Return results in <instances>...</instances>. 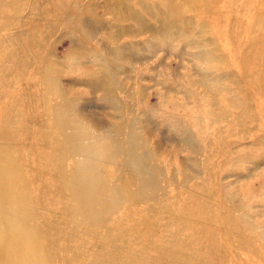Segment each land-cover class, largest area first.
I'll list each match as a JSON object with an SVG mask.
<instances>
[{
  "label": "rangeland",
  "instance_id": "obj_1",
  "mask_svg": "<svg viewBox=\"0 0 264 264\" xmlns=\"http://www.w3.org/2000/svg\"><path fill=\"white\" fill-rule=\"evenodd\" d=\"M184 1L0 0V163L14 159L47 219L40 234L55 240L41 242L42 264H184L193 251L207 264H264V45L244 60L264 31L254 23L264 0ZM111 136L118 153L90 159L96 174L77 172L93 139ZM195 198H208L209 212L192 214ZM16 210L0 227L28 238L35 225ZM182 223L192 227L185 234L205 228L213 246L198 249L204 234L189 250L160 254Z\"/></svg>",
  "mask_w": 264,
  "mask_h": 264
},
{
  "label": "bare ground",
  "instance_id": "obj_2",
  "mask_svg": "<svg viewBox=\"0 0 264 264\" xmlns=\"http://www.w3.org/2000/svg\"><path fill=\"white\" fill-rule=\"evenodd\" d=\"M183 3L191 5V6H194L196 4V3L192 2V1H188V0H185ZM113 13H114V16L116 18L120 17L119 12L116 11ZM254 23L256 25H261L260 28L264 27L263 15L257 14L255 16ZM257 28H258V26H257ZM255 34H254L255 36H253V38L249 42V47H248L247 53H245V55H244L245 61L253 59L258 54V49L261 47V45L262 44L264 45V31H258V33H255ZM47 66H48V69H52L53 72H61V68L59 67L58 64H55V63L52 64V62H51ZM81 73L83 75L85 74L84 71ZM99 74H101V73H99ZM96 80L102 81L104 83L108 82V78L106 76H104L103 74H101L100 79H96ZM52 82H54L55 84L48 86V92L56 93L55 91L59 90L60 85L56 81H52ZM57 111H58L57 114H61V107H58ZM248 111H249L248 112L249 117L256 116L255 112H253L251 109H249ZM70 128L72 129V127H70ZM78 128H80L82 130V132H85V128H81V127H78ZM115 130H116L115 132L119 131L117 128H115ZM132 133H133L132 134L133 139L136 142H139V146L136 147V149H137L136 154H139L141 152V149H142V146L140 145L141 139L138 136V133H136V132H132ZM53 135H54V133H52V136ZM49 136H51V134ZM59 137H61V136H59ZM93 138L91 137V139H93ZM93 140L96 143V146L92 145V146H87V148H85L84 152L87 153L86 155H88V159L86 157V160L84 161V163L81 165H78L76 168L77 172L79 171L80 174L84 173V171L79 170L81 167H88L89 168V175L91 172L96 174V167L94 166L95 163L93 162V160H90V159H94V157H97L100 155L114 156V155H116V152L118 153V151L113 148V146H115V141H116L114 139V137L111 136L106 140L104 138L103 139L100 138L98 140L93 139ZM258 140L263 141V143H264V133H262V135L257 139V141ZM90 154H92V157L90 156ZM60 156H61V159H64V155L61 154ZM262 159L263 158H261V160ZM7 160L9 161V164H6L5 166H2V164L0 163V197L8 200V201L6 200L7 204H8L7 208L0 207V224L1 225L4 224V222H5L4 220L7 219V218L4 219V216L6 214L9 215V213L12 210H14V207H15L17 209L16 211L18 212V214H22L21 211H19V210H23L27 213L29 221H27L26 224H24V225H28V226L35 225V228L31 230V232L33 234L30 233L28 235V238H29L28 239V238L23 237L21 235L18 236L20 238H15V237H11V236L6 237L5 234L8 235V233L5 232V229L0 227V235H1L0 236V258L3 257L5 259V264L9 261H14L17 264H21V261L25 259L26 254H27L28 257H30V260L26 264H42L41 261L35 256V254H41L43 252L42 250H39V247L41 246V242L44 241L43 239H48L49 243L51 244L52 242H54L55 239L45 238L44 237L45 233H43L42 235L40 234V224L43 225L44 227H47V219H40L35 214L37 212L38 207L36 208V206L34 205L35 202H32V200H33L31 198L32 196L30 197V194L28 193L29 190L31 191V184L30 183L28 184L29 180H28L27 176L25 177L24 173L18 167L15 166L14 159H7ZM263 161H264V159H263ZM255 162L260 163L262 161L251 160L252 165ZM92 163H93V165H92ZM257 163H255V164H257ZM91 168L93 170H91ZM263 175H264V170L262 171L261 176H263ZM133 177H135V175ZM263 178H264V176H263ZM21 180L26 181L25 182L26 186L22 187V189H18V191H15V189H16L15 185L18 184L19 181H21ZM134 180H135V183H137V179L135 178ZM134 180L132 181L131 179H129L127 182L129 183V181H130V183H133ZM3 185L7 186V187H4ZM125 187H127V186H125ZM73 192L76 193L75 191H73ZM139 192L141 193L140 189H139ZM202 192H203V190H201V191L199 190L198 194L202 195L203 194ZM145 193H146L145 191L142 192V194H145ZM26 196L29 199V204H27L26 207H22V206H20L21 203H19V202L22 199H24ZM131 196H132L131 199L135 200L140 195H137L136 192H134V193H131ZM63 204H64V201H63ZM186 205H188L189 210H191L192 214H196L197 212H199V210L202 211L201 213L209 212L207 210V208L209 207L208 206V198L206 200L204 198H200V199L195 198L192 200H188ZM138 216H139V214L135 209L130 208L126 211V222L130 223L131 229L133 227L134 231L136 228H138V229L140 228V226H138V222L140 221L137 219ZM200 218L205 219L207 222L213 221V219H211V218L208 220L209 217H207L205 215H201ZM11 219L14 222H16L14 225V227L16 228L18 226V223H20V222L15 217H11ZM44 221H45V223H44ZM232 222L233 221H231V223ZM133 224H136V226H133ZM208 224L211 225V223H208ZM234 225H235L234 230L237 229V230H241L242 232L245 230V227H246L241 222H238V225L237 224H234ZM173 226L175 228L171 229L169 235L171 237H173L174 241L172 243L168 244L167 246H165L163 248V251H162V249H160L161 250L160 254H162V252H164L165 254H168V246H169L171 251H180L181 249L189 250V248H191L192 242H194L196 239L201 240L203 238L204 234H207L206 232H204V230H206L205 228H196V229L193 228V231L191 233L185 234V230L192 229V227H190V225L189 224L187 225L186 223L185 224L182 223L181 225H173ZM198 232H201L200 236L195 237ZM16 233H20V232L18 231ZM212 239H213V236H211L209 234L208 240L201 242L200 247L198 249L201 250V252L205 251L203 248L209 249L211 247V245L213 246ZM248 245H250V244H248V242H243V243H239L238 246L248 247ZM1 246H2V248H1ZM194 255H195V257H194ZM195 258L197 259L198 263L207 264V258L205 256H203V254H201V253L195 254L194 251H193L192 255L188 258L187 261L184 260V264H193ZM171 259H172V262L174 263L172 257H171ZM76 261L79 262L80 258H77ZM78 264H80V263H78Z\"/></svg>",
  "mask_w": 264,
  "mask_h": 264
}]
</instances>
